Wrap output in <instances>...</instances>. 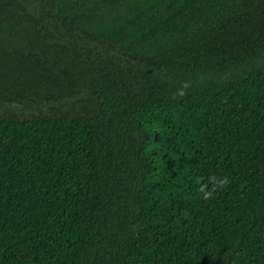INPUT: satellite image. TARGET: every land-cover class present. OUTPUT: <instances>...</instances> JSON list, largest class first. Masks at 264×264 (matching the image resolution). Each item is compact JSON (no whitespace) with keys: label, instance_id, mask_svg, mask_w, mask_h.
<instances>
[{"label":"trees","instance_id":"1","mask_svg":"<svg viewBox=\"0 0 264 264\" xmlns=\"http://www.w3.org/2000/svg\"><path fill=\"white\" fill-rule=\"evenodd\" d=\"M0 264H264V0H0Z\"/></svg>","mask_w":264,"mask_h":264},{"label":"clouds","instance_id":"2","mask_svg":"<svg viewBox=\"0 0 264 264\" xmlns=\"http://www.w3.org/2000/svg\"><path fill=\"white\" fill-rule=\"evenodd\" d=\"M184 87H187L185 85ZM183 95V92L180 93ZM198 192L203 200H210L214 197L215 193L222 191L228 187L230 180L227 176L213 175L209 178L208 183L199 182Z\"/></svg>","mask_w":264,"mask_h":264}]
</instances>
